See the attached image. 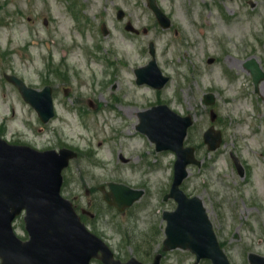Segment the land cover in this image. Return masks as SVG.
I'll return each mask as SVG.
<instances>
[{"label": "rangeland", "instance_id": "obj_1", "mask_svg": "<svg viewBox=\"0 0 264 264\" xmlns=\"http://www.w3.org/2000/svg\"><path fill=\"white\" fill-rule=\"evenodd\" d=\"M157 2L172 20L170 29L159 26L146 0H0V134L11 144L77 152L64 171L62 195L118 259L150 264L165 238L163 212L176 208L163 199L176 156L158 153L142 137L139 114L165 104L192 115L187 143L202 166L189 167L181 188L202 199L230 263L250 264V253L264 256V82L256 93L244 63L256 59L264 71V0ZM118 10L126 14L123 22ZM128 21L139 35L125 30ZM150 43L170 77L160 91L136 81L135 70L152 59ZM5 74L34 89L52 86L55 117L42 124ZM210 92L217 100L212 107L203 99ZM211 125L224 136L214 153L203 141ZM129 131L137 145L129 143ZM109 183L144 190V196L120 212L103 198L101 188L109 191ZM14 228L28 240L23 215ZM194 261L190 252L175 250L161 264Z\"/></svg>", "mask_w": 264, "mask_h": 264}, {"label": "water", "instance_id": "obj_2", "mask_svg": "<svg viewBox=\"0 0 264 264\" xmlns=\"http://www.w3.org/2000/svg\"><path fill=\"white\" fill-rule=\"evenodd\" d=\"M160 24L167 28L170 20L158 7L156 0H147ZM119 19L124 12L118 13ZM128 30H134L131 25ZM104 34L108 31L104 27ZM151 54L155 50L151 44ZM256 87L264 79V72L255 60L246 63ZM138 84H150L162 89L169 81L162 75L156 60L147 67L136 70ZM21 91L23 97L39 113L44 122L54 115L52 89L46 87L37 92L26 87L16 77H8ZM208 104H214L212 95L205 96ZM139 130L156 143L157 150H173L177 154L175 183L171 192L178 202L175 212H166L167 220L164 250L190 249L201 258H209L213 264H230L217 243L212 224L202 200L188 198L179 186L188 176L190 163L200 164L194 157V148H184V139L192 125L191 117H181L168 106L160 105L140 113ZM212 119H215L213 114ZM209 150L221 145V132L210 128L204 135ZM76 154L69 150L40 152L27 146H13L0 137V258L2 264H90L93 257L102 253L106 264H121L113 253L81 223L72 204L61 196L62 171ZM238 168L240 164L236 159ZM111 194L105 199L119 210L130 207L144 194L123 185H111ZM168 199V197L166 198ZM26 210V228L31 239L21 241L14 233V219ZM161 256L156 258L158 264ZM254 264H264L263 258L253 256ZM127 264H139L131 260Z\"/></svg>", "mask_w": 264, "mask_h": 264}, {"label": "bare ground", "instance_id": "obj_3", "mask_svg": "<svg viewBox=\"0 0 264 264\" xmlns=\"http://www.w3.org/2000/svg\"><path fill=\"white\" fill-rule=\"evenodd\" d=\"M128 135L131 136V140L129 141L130 144L132 145H137L138 144V138L135 137V135L133 133H131L130 131L128 132Z\"/></svg>", "mask_w": 264, "mask_h": 264}]
</instances>
